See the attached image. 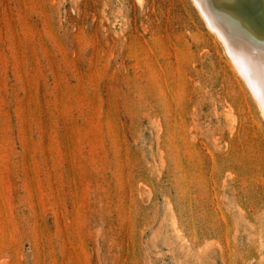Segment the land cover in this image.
<instances>
[{"label": "rangeland", "instance_id": "1", "mask_svg": "<svg viewBox=\"0 0 264 264\" xmlns=\"http://www.w3.org/2000/svg\"><path fill=\"white\" fill-rule=\"evenodd\" d=\"M210 29L193 0H0V264H264V119Z\"/></svg>", "mask_w": 264, "mask_h": 264}, {"label": "bare ground", "instance_id": "2", "mask_svg": "<svg viewBox=\"0 0 264 264\" xmlns=\"http://www.w3.org/2000/svg\"><path fill=\"white\" fill-rule=\"evenodd\" d=\"M142 1L143 0H138V2L140 3ZM193 1L198 7L203 18L207 21L209 27L211 28L210 30H212L223 42L226 52L228 53L231 63L233 64L232 66L235 68L237 74L242 78V80L246 82V85L247 87H249L248 89H250L251 94L255 98L256 103L264 119V30H262V28L259 30L258 29L250 30L248 26V29L251 31V35L255 36L256 40H252L251 38H249L247 36L248 34H246L245 36L244 33H243L244 35H242V34H236L237 32H235L233 36L232 35L233 33L230 34L231 30L230 32L226 31L223 26L229 28V26L234 25L235 27H237L238 18H234L233 16L229 17L228 15L227 19L224 18L220 22L217 20L218 17L217 19H214L216 15L214 16L213 13H211V11L208 9L210 7V3H212L210 1L212 0H193ZM230 1L232 2L233 0H229V2ZM241 1L240 2L235 1L237 3H232V8H234V10L236 9L235 11L239 13L241 19L243 20L241 21V24H243L242 22H244L245 24L250 23L249 21H253V23L254 21L257 22L264 21V17L262 16L263 14H260L258 12L260 10L259 9L260 7L262 9V6L264 5L263 2L264 0H256V3L255 1L253 3L252 0H241ZM207 4H209V7ZM216 8H220V7L217 6ZM227 8L229 7L227 6ZM219 23L222 24V26H220ZM259 25L264 26V23L263 24L259 23ZM234 26H232L233 29Z\"/></svg>", "mask_w": 264, "mask_h": 264}]
</instances>
